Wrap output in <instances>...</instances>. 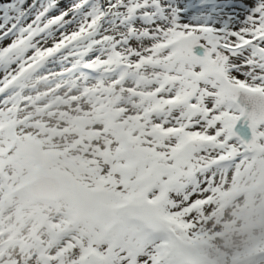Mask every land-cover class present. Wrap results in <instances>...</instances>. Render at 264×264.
<instances>
[{"label":"snow or ice","instance_id":"snow-or-ice-1","mask_svg":"<svg viewBox=\"0 0 264 264\" xmlns=\"http://www.w3.org/2000/svg\"><path fill=\"white\" fill-rule=\"evenodd\" d=\"M257 187L264 0H0V264H200Z\"/></svg>","mask_w":264,"mask_h":264},{"label":"rangeland","instance_id":"rangeland-1","mask_svg":"<svg viewBox=\"0 0 264 264\" xmlns=\"http://www.w3.org/2000/svg\"><path fill=\"white\" fill-rule=\"evenodd\" d=\"M209 231L212 235L203 241L200 264H247L252 250L264 246V188L241 195Z\"/></svg>","mask_w":264,"mask_h":264},{"label":"bare ground","instance_id":"bare-ground-1","mask_svg":"<svg viewBox=\"0 0 264 264\" xmlns=\"http://www.w3.org/2000/svg\"><path fill=\"white\" fill-rule=\"evenodd\" d=\"M249 230V229H248Z\"/></svg>","mask_w":264,"mask_h":264}]
</instances>
